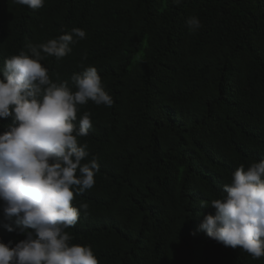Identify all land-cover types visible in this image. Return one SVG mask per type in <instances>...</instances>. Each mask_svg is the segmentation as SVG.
I'll return each mask as SVG.
<instances>
[{"label": "trees", "instance_id": "obj_1", "mask_svg": "<svg viewBox=\"0 0 264 264\" xmlns=\"http://www.w3.org/2000/svg\"><path fill=\"white\" fill-rule=\"evenodd\" d=\"M73 28L86 38L41 63L73 90V73L95 67L114 103L89 101L75 122L90 113L78 139L99 170L73 202L89 207L70 243L91 246L99 264H264L200 227L236 168L264 160V0H44L37 10L0 0V70ZM23 239L0 201V242Z\"/></svg>", "mask_w": 264, "mask_h": 264}, {"label": "clouds", "instance_id": "obj_2", "mask_svg": "<svg viewBox=\"0 0 264 264\" xmlns=\"http://www.w3.org/2000/svg\"><path fill=\"white\" fill-rule=\"evenodd\" d=\"M12 2L32 10L44 6V0ZM186 24L192 31L201 27L195 16ZM84 38V30L73 28L46 43H29L30 54L11 56L0 70V119L12 118L0 133V201L25 236L15 246L0 242V264H99L91 246L70 243L66 231L78 223L81 209L88 211L87 203L77 208L73 202L95 186L99 170L97 157L85 162L88 144L78 139L93 126L90 113H83L78 127L75 122L89 101L108 107L114 101L95 67L73 73V90L67 81L53 82L41 63L45 56L64 58ZM223 191L225 196L210 201L216 213L204 217L201 229L225 247L264 257V160L247 169L239 165ZM208 204L200 201L201 207Z\"/></svg>", "mask_w": 264, "mask_h": 264}]
</instances>
